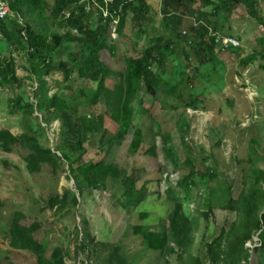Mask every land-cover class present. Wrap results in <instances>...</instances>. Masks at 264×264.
<instances>
[{"label":"rangeland","instance_id":"rangeland-1","mask_svg":"<svg viewBox=\"0 0 264 264\" xmlns=\"http://www.w3.org/2000/svg\"><path fill=\"white\" fill-rule=\"evenodd\" d=\"M151 4L159 13L152 12L146 32L139 26L130 27V32L115 41L117 55L111 58L114 70L124 72L127 57L143 52L151 40L166 33L160 24L164 2L153 0ZM260 11L264 18V4L260 5ZM196 19L194 15L188 17L182 26L183 32L189 31ZM6 21L8 27L24 23L16 14ZM226 28H231V35L239 39L241 49L248 51L244 56L264 55V47L258 43L264 37V30L259 29L255 21L234 16L226 22ZM0 51L9 62L14 60L13 67L22 87V90L19 85L8 89L0 84V135L11 133L22 139L31 129L39 135L43 146L56 153L63 141L62 123L57 121L47 127L37 111L26 116L10 109L11 100L21 93L29 98L24 100L25 106L36 103L33 93L38 85L35 80L28 79L22 52L15 48L4 51L2 43ZM69 53L60 55L63 63L69 62ZM181 57L187 68L182 79L176 80L172 75L180 62L178 55L173 56L167 70L165 90L176 89L175 97L164 91L156 98L146 94L147 90L141 94L145 109L142 105L137 127L144 131L145 146L138 155L130 152L133 134L124 143H109L120 129L110 114L103 133L92 137L87 144L85 163L104 161L121 165L130 176L135 171L141 174L138 187H147L145 199H148L130 213L120 208L121 186L82 198L72 181L68 163L56 173L52 168H45L42 174L32 175L27 166V152L13 148L12 152L6 153L0 147V264H37L31 254L11 247V228L18 213L28 218V225H40L38 240L46 248L47 257L60 250L66 264L102 261L107 252L101 245L122 246L129 264H167L161 254L146 249L143 239L135 234L134 226L147 225L157 230L166 225L173 203L171 198L181 200L186 215L195 226V244L189 252L188 263L195 258L203 264H210L206 247L223 237V233L221 248L216 246V253L228 246L234 226L243 227L248 223L247 201L243 197H250L255 190L261 202L258 216L264 215V187L256 186V173L264 172V60L259 58L246 67L242 65L243 56L222 51L216 60L209 62V66L204 65L210 61L205 59L195 69L184 54ZM46 80L54 88L53 97L60 87H65L64 74ZM120 81L121 76H118L113 83ZM74 86L75 97L90 88L81 79L75 80ZM194 101H197V109H188ZM107 112L103 101L97 114ZM189 158L192 170L188 167ZM184 181L186 183L182 185ZM68 191L76 194L78 204L71 195L70 208L66 210L60 206L53 209L49 205L52 197L64 202ZM232 201H238L239 207L232 209L229 206ZM145 213L149 218L143 221L140 215ZM84 222L95 240L90 258L88 252L78 251L77 237L79 234L82 238ZM261 248L259 235L254 234L245 245L248 262L240 264H264V257L257 253ZM170 261L171 264H181L179 256Z\"/></svg>","mask_w":264,"mask_h":264},{"label":"trees","instance_id":"trees-1","mask_svg":"<svg viewBox=\"0 0 264 264\" xmlns=\"http://www.w3.org/2000/svg\"><path fill=\"white\" fill-rule=\"evenodd\" d=\"M152 1L109 0L106 3V0H95L89 4L82 0H12L11 10L17 13L24 23L23 25L14 23L8 27L7 21L2 20L0 28V36H3L0 43L4 51L15 48L17 52H22L28 79L35 80V84L38 85L33 93L36 103L25 106L23 102L29 98H26L25 93H21L11 100L10 109L15 114L26 116L37 111L44 118L47 127L60 121L63 133V141L56 153L51 148L43 146L39 135L30 127L28 136L22 139L14 137L11 133L0 135L3 137L0 138L2 150L10 153L14 148L19 152H27L29 154L27 166L32 175L42 174L45 168H52L56 173L62 165L68 163L72 181L82 198L91 193L109 191L119 185L120 192H123L119 205L128 213L141 207L148 199H145L147 187H138L141 174L135 171L130 176L119 164L104 161L84 162L88 153L87 144L92 137H98L106 129L107 115L110 114L120 127L118 134L109 143H124L133 134L130 152L138 155L145 146L144 131L137 127V116L140 115L142 105L145 109V101L141 99V94L147 90L146 94L156 98L159 92L164 91L175 97L176 89L165 90L168 83V65L173 56L178 55L180 62L172 75L176 80H180L187 69L181 54L185 55L189 65L195 69H198L205 59L210 60L204 63L205 66L216 60L222 50L211 36V31L233 37L231 28H226V22L230 17L242 16L247 21L253 20L260 26L259 29L264 30V18L260 11V5L264 4V0H162L164 4L160 24L166 33L151 40L143 52L127 57L126 69L120 73L114 70L111 64V58L117 55L112 27L118 25L120 37L130 32V27L139 26L146 32L152 20V12L159 13L151 4ZM88 7L89 13L86 9ZM104 8L107 9L108 16L101 10ZM66 14H69L70 18L66 19ZM193 15L197 19L185 35L182 26L186 19ZM196 23L200 25L195 27ZM73 32H77L78 35H74ZM258 43L264 47V37L260 38ZM64 52H70L67 63H63L59 58ZM230 52L243 56L242 65L246 67L259 58L264 60L263 54L244 56L248 51L241 48L231 49ZM13 66L14 60L9 62L0 51V84L8 89H14L19 85L22 90ZM59 74H64L65 87H60L59 92L53 97L51 94L54 88H51L46 79ZM118 76H121V81L114 85L113 82ZM78 79L84 80L90 88L84 90L87 91L85 94L75 97L74 83ZM189 82H192V79ZM103 101L108 112L98 115L97 111ZM137 102L139 108L136 106ZM196 103L197 101L190 103L188 109H197ZM154 155L158 157L156 153ZM188 167L192 170L190 158ZM185 183L184 181L181 184ZM256 186L264 187V172L256 173ZM71 195L78 204L76 194L68 191L64 202L61 198L52 197L49 205L53 209L60 206L66 210L70 208ZM171 199L173 203L166 225L157 230L147 225H135L134 232L143 239L148 251L161 254L167 264H171V258L178 256L181 264H203L201 260L195 258H191L188 263L189 252L195 244V226L186 215L181 200ZM243 199L247 201L248 223L243 227L234 226L228 238L230 241L228 246L219 254L216 253V246L221 248L225 233L215 243L207 245L210 264L248 262L245 245L254 234L259 235L262 245L257 253L264 257V215L258 216L257 209L261 202L259 203L257 191ZM229 206L236 209L239 202L232 201ZM140 218L145 221L149 214H141ZM40 231V225H28V218L18 213L11 228L12 249L31 254L37 264H66L60 250L47 257L46 248L38 240ZM77 241L80 245L78 251L88 252V258L92 257L91 247L95 240L86 222L82 238L80 239L78 234ZM101 247L107 252L106 258L95 264H129L122 246Z\"/></svg>","mask_w":264,"mask_h":264},{"label":"built area","instance_id":"built-area-1","mask_svg":"<svg viewBox=\"0 0 264 264\" xmlns=\"http://www.w3.org/2000/svg\"><path fill=\"white\" fill-rule=\"evenodd\" d=\"M9 10L10 0H0V27L1 21L5 20L9 15ZM184 34L187 35L188 32ZM211 36L222 51H230L231 49H239L242 47L241 42L237 38L225 36L218 32H211Z\"/></svg>","mask_w":264,"mask_h":264},{"label":"clouds","instance_id":"clouds-1","mask_svg":"<svg viewBox=\"0 0 264 264\" xmlns=\"http://www.w3.org/2000/svg\"><path fill=\"white\" fill-rule=\"evenodd\" d=\"M86 1V3H89V4H91V3H94L95 2V0H82V2H85ZM109 2V0H106V3H108ZM12 0H10V10H9V15L6 17V19L5 20H7V18H11L14 14H16L17 16H19L17 13H15V12H12ZM87 9V12L89 13L90 12V8L88 7V8H86ZM103 12H104V15H109V13L107 12V9H101ZM66 19H68V18H70V15L69 14H66V17H65ZM4 20V21H5ZM1 28V27H0ZM187 32V31H186ZM211 32H215V31H211ZM74 33V35H78L77 34V32H73ZM185 33V32H184ZM219 33V32H218ZM222 34V33H221ZM112 36H113V39L115 40V41H117L119 38H120V34H119V32H118V25H114L113 27H112ZM239 40V39H238ZM229 52V51H228ZM45 125V124H44Z\"/></svg>","mask_w":264,"mask_h":264},{"label":"crops","instance_id":"crops-1","mask_svg":"<svg viewBox=\"0 0 264 264\" xmlns=\"http://www.w3.org/2000/svg\"><path fill=\"white\" fill-rule=\"evenodd\" d=\"M198 26V23H196V27ZM222 52V51H221Z\"/></svg>","mask_w":264,"mask_h":264},{"label":"bare ground","instance_id":"bare-ground-1","mask_svg":"<svg viewBox=\"0 0 264 264\" xmlns=\"http://www.w3.org/2000/svg\"><path fill=\"white\" fill-rule=\"evenodd\" d=\"M15 4V3H14ZM112 5V4H111ZM96 8V7H95Z\"/></svg>","mask_w":264,"mask_h":264}]
</instances>
